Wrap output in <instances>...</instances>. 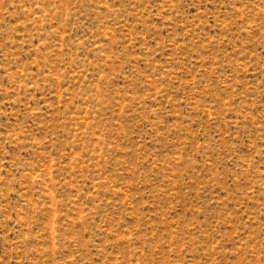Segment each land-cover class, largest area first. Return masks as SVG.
Returning <instances> with one entry per match:
<instances>
[{"label":"rangeland","instance_id":"1","mask_svg":"<svg viewBox=\"0 0 264 264\" xmlns=\"http://www.w3.org/2000/svg\"><path fill=\"white\" fill-rule=\"evenodd\" d=\"M0 264H264V0H0Z\"/></svg>","mask_w":264,"mask_h":264}]
</instances>
